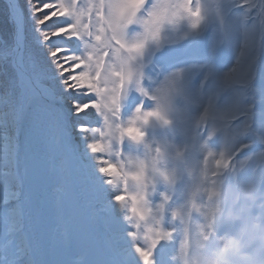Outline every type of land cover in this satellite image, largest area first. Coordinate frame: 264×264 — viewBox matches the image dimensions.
I'll use <instances>...</instances> for the list:
<instances>
[{
    "label": "snow or ice",
    "instance_id": "snow-or-ice-1",
    "mask_svg": "<svg viewBox=\"0 0 264 264\" xmlns=\"http://www.w3.org/2000/svg\"><path fill=\"white\" fill-rule=\"evenodd\" d=\"M25 4L26 9L19 0H10L8 12L13 25V41L11 45L0 47L5 49L6 56L14 57L18 66H22L29 23L33 31L40 33L45 47L52 45L53 38L75 40L82 46L79 49L70 45L55 46V50L48 51L47 55L57 73L56 78L65 92L74 97L72 109L75 115L86 116L93 111L98 118H102L104 131L91 128L87 123L79 125L78 131L82 134L98 132L101 137L87 143V149L99 165L98 172L107 177L104 184L113 189H119L123 184V190L112 200L129 213L123 220L127 228L134 230L127 231L126 235L142 264H160L153 258V252L158 245L163 248L174 243V234L182 237L178 259L182 264H191L193 257L189 256L188 249L193 229L196 232L192 242L195 257H206L203 255L207 250L205 242L214 236L221 222L217 215L220 211L218 185L232 158L249 145L240 142L235 148L226 147L219 153L220 158L215 159V169L210 176L207 168L202 170L200 183L189 201L171 211V218L177 221L171 230L164 227L165 215L171 208L170 197L163 194L158 204H151L148 197L156 194L160 181L174 186L179 178L178 167L171 172L161 171L171 145L164 141L165 151L157 146L154 148L155 155H152L153 145L160 143L154 139L157 132H167L174 125L179 100L188 99L193 93L203 97L206 103L201 120L219 119L230 123L237 119V113L247 115V109L236 107L228 110L226 102H222L211 86L216 49L227 43L226 22L220 11L223 5L217 4L215 10L210 11L202 0H195L194 6L193 0H97L82 8L77 6L76 0H69L67 4L44 3L42 8L33 4L32 0H25ZM241 7L259 8L264 14V0L260 5L243 0ZM44 9L50 11L38 18L36 14ZM53 17L65 26L48 27L46 22ZM181 22L187 24L182 39L193 42L211 25L217 22L220 25V39L201 58L199 68L206 74L198 84L194 82L193 66L181 68L167 62L169 49L179 42L172 37ZM41 26L47 30L41 31ZM78 51L80 54H77ZM133 94H138L139 103L125 121L127 102ZM146 101H150L151 105H146ZM126 141L130 142L127 144L130 150L139 151L142 147L145 160L129 157L121 160L118 167L110 159H105V156L121 157ZM181 156V152L175 151L174 159L179 162ZM14 159L15 146L11 142L0 146V163L11 164ZM125 165L136 170L123 171ZM129 180L141 195L128 194ZM201 190L207 193L208 202L197 207L194 198ZM248 192L249 195L254 193L251 185ZM129 202L131 207H128ZM200 218L204 222L197 224L196 220ZM259 227L264 234V225ZM141 239L145 247L137 243ZM259 259H264V242L248 261Z\"/></svg>",
    "mask_w": 264,
    "mask_h": 264
},
{
    "label": "bare ground",
    "instance_id": "bare-ground-1",
    "mask_svg": "<svg viewBox=\"0 0 264 264\" xmlns=\"http://www.w3.org/2000/svg\"><path fill=\"white\" fill-rule=\"evenodd\" d=\"M64 108L59 103H54L53 107L44 111V115L48 118H56L58 116V112L62 111V116L65 117V122L68 123L72 121V117L65 114L63 110H69V104L63 103ZM31 106V105H30ZM91 121L90 119L88 122ZM33 126L41 127L42 120H36ZM53 123H48L49 137L47 138L44 134L40 141V153H38L35 148L30 147V151L32 153H38L43 155L44 161L37 165L38 173L40 174L38 182H41L45 192L50 197L51 202V211L55 212L56 207L54 205V196L56 194L55 182L50 178V174L56 170L59 173L64 181L67 182V178L71 177L73 180V184L75 189L81 195V200L86 209V219L85 225L88 227L90 231V237L95 241L97 247L102 251L104 255V259L108 262V264H126L121 258L118 257L114 245L111 242L108 233L105 231V224L102 219V210L100 209V205L97 204L95 199V194L91 183L87 177L86 171H84L82 164L79 160V155L76 148H72V151L69 150V146L67 147L64 143H57L56 138L53 132ZM38 127L35 130H38ZM67 132L68 129L66 128ZM37 136L34 135L31 139L34 140ZM71 138V134L68 132L65 135V138ZM28 140V138L26 139ZM30 141L29 144H33V141ZM70 159H73L71 162ZM19 173V177H23V170L19 167L17 169ZM27 195V196H26ZM23 196L26 198L22 199V203L25 205L24 213H23V228L26 229V243L27 250L30 254V258L33 264H47L43 258L42 252L39 250L40 239L44 240V235L38 233L33 226L34 218L30 208V195L25 191ZM59 213H54L53 217L55 222L51 228V234L53 238H57L60 241V247L67 253V255L71 259L76 258V253L80 249V244L70 243L66 245V242H62L63 234L65 235L68 230H65L61 226V219L59 218ZM167 256H163L166 258ZM172 257V256H170ZM178 260V257L175 256L173 261ZM167 264H173L170 258H168Z\"/></svg>",
    "mask_w": 264,
    "mask_h": 264
},
{
    "label": "rangeland",
    "instance_id": "rangeland-1",
    "mask_svg": "<svg viewBox=\"0 0 264 264\" xmlns=\"http://www.w3.org/2000/svg\"><path fill=\"white\" fill-rule=\"evenodd\" d=\"M226 1H228V0H226ZM258 10H259V8H258ZM260 16H261L262 20H260L259 18H256V19H253L250 22L243 21L240 24V29L242 31V34L243 35L246 34L247 37L252 40V43H260V36L264 32V18H263L264 14L260 13ZM234 23H235V20H234L233 17H227L225 30H226V33H227V40L229 39L228 45L231 47V49H233L232 48L233 44L231 43V40L234 37V29H233V27H230V25L234 24ZM1 29H2V26L0 24V30ZM246 35H244V36H246ZM241 38H243V36H241ZM217 40L218 39H216V41ZM243 51L244 52L242 53V56H240V55L238 56L239 62L236 63L232 68H230L231 67L230 66L228 69L223 71L225 76H229L230 78H232V77H236V76L237 77H244L245 75H247L248 76V81H249L250 78L255 74V72L259 71L261 62L258 61V60H256L255 62H252L253 61V55H252L251 51L248 49V46H246ZM250 65H251V67H250ZM233 69H234V71H233ZM93 114H94L93 111H89L86 116L89 117V116H92ZM83 116H85V115L81 114L78 118L82 119ZM82 124H84V123H82ZM92 126H94V125H92ZM103 127H104V125H103V122H102L101 128H103ZM96 128H99L102 131V129L100 128V126L98 124L96 125ZM97 135L101 139V137H100L98 132H97ZM82 155L84 156L83 152H82ZM90 156L92 158V162H94L95 159L93 158V154H90ZM106 157L107 156H105V158ZM84 159L86 160V157H84ZM125 171L126 172H132V169H131V167H129ZM90 176L93 179V181H97L99 183V181L95 177V173L92 170L90 172ZM106 178L107 177H105V179ZM55 181H56L57 185H59L60 182H59V177L58 176H56ZM13 186H15V185L13 184ZM13 186L12 187H10V186L3 187L0 190V196L4 195L6 197H10L9 194H12L13 191H14V188H16V186L14 188H13ZM95 190H96V193H95L96 196H97V194L98 195L101 194L100 190H99V187H97L96 185H95ZM122 190H123V185L121 186V188L118 191H115V193L111 196L110 201L112 202V197L114 195H116V194H119V192L122 191ZM33 191H34L33 192V194H34L35 191H36L34 187H33ZM36 200H37V203L35 204L34 212L36 214H39V213L42 212V208H44L45 202H43V198L41 196H38V195H36ZM101 208L104 210L103 219H104V222L107 224L108 233L110 232L109 236L111 235V232L114 234L113 237L111 236L112 237L111 240L115 244L116 251L118 252V250L119 251L123 250L122 251L123 255L128 253V255H125V257L128 258V261H127V259L124 256H123V258L121 257V259L126 264H142L138 254H136L135 251H134V248L131 247L132 243H129L125 248H122L123 245H121V244L123 243V241H125V240L122 239V233L125 232V227H126L124 225V223H123L124 222V220H123L124 215L118 216V219H119V221H118L117 219L113 218V214H112V210H111L110 206L103 205ZM20 212L23 213L22 207L20 209ZM22 215H21V218H22ZM105 217H107V222L105 221ZM117 221L119 222V224L121 226L119 224H117ZM111 225H118V226H116L117 229L110 228ZM20 226H22V219H21ZM0 229H1L0 237H3V236H5L6 234L9 233L7 225L2 226V224L0 223ZM7 241L8 240H6L3 244L6 245ZM117 241H121V242L119 243ZM137 243H139L141 246L143 245V247L146 246L142 239L137 241ZM117 245H121V246L117 247ZM6 248H7V252L4 253V254H1V257H3V258H5L6 256L8 257L9 260H8L7 264H16L15 260L16 259H20V258H21V262H24L23 264H33L31 259H30L29 254H28L27 247L25 245V237H23V248H21V253L20 254L15 252V251H12V249L10 247H6ZM27 259H28V261H26Z\"/></svg>",
    "mask_w": 264,
    "mask_h": 264
},
{
    "label": "clouds",
    "instance_id": "clouds-1",
    "mask_svg": "<svg viewBox=\"0 0 264 264\" xmlns=\"http://www.w3.org/2000/svg\"><path fill=\"white\" fill-rule=\"evenodd\" d=\"M261 239L264 240V234H262ZM191 264H238V261H236L233 258L232 253L225 248L218 251L211 257L196 256L192 259ZM245 264H264V259L255 261L247 260Z\"/></svg>",
    "mask_w": 264,
    "mask_h": 264
},
{
    "label": "trees",
    "instance_id": "trees-1",
    "mask_svg": "<svg viewBox=\"0 0 264 264\" xmlns=\"http://www.w3.org/2000/svg\"><path fill=\"white\" fill-rule=\"evenodd\" d=\"M53 1L57 2L56 0H53ZM47 2H48V0H38V1H37V6L42 8L43 4H44V3H47ZM21 3H22V5H24V4H25V0H21ZM33 4L36 5L35 0H33ZM3 8H4V3L0 0V11H1ZM48 11H49V10H44L42 13L45 14V13H48ZM0 24H1L2 29H3V35H2V36H3L5 39H7V38H8V34H7V32L11 29V23H10V20L8 19L7 13L4 12V11H2V12L0 13ZM28 41H29V34H27V43H28L27 46H32L34 41H33V42H32V41L28 42ZM28 51H29V50H28ZM42 64H43L44 67H47L48 62L45 61V62H43ZM54 79H55V78H54ZM55 81L57 82V84L54 85V87H55V86H61V88H62L61 91L65 92L64 88H63L62 85H61V82H60L58 79H56Z\"/></svg>",
    "mask_w": 264,
    "mask_h": 264
},
{
    "label": "water",
    "instance_id": "water-1",
    "mask_svg": "<svg viewBox=\"0 0 264 264\" xmlns=\"http://www.w3.org/2000/svg\"><path fill=\"white\" fill-rule=\"evenodd\" d=\"M5 1H7L8 5H9V2H10V0H5ZM15 63H16V67H17V69L21 67V66H18V64H17V61H16V60H15ZM28 79L30 80V78H28Z\"/></svg>",
    "mask_w": 264,
    "mask_h": 264
}]
</instances>
